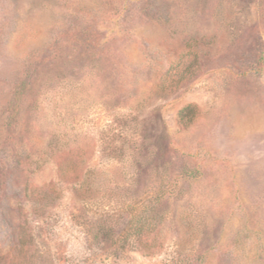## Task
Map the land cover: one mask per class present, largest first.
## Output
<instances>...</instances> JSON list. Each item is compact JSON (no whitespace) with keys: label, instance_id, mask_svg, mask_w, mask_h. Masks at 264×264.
Returning <instances> with one entry per match:
<instances>
[{"label":"rangeland","instance_id":"obj_1","mask_svg":"<svg viewBox=\"0 0 264 264\" xmlns=\"http://www.w3.org/2000/svg\"><path fill=\"white\" fill-rule=\"evenodd\" d=\"M0 264H264V0H0Z\"/></svg>","mask_w":264,"mask_h":264},{"label":"trees","instance_id":"obj_2","mask_svg":"<svg viewBox=\"0 0 264 264\" xmlns=\"http://www.w3.org/2000/svg\"><path fill=\"white\" fill-rule=\"evenodd\" d=\"M193 107H186L180 112V123L182 125H186V120L185 117H188L190 113L192 112ZM83 186L79 187L76 189V192L79 193ZM91 190V186L87 184V189L86 190ZM153 204H157V200L155 199ZM128 210L130 211L132 218L129 222L127 232L124 237L117 239V240H112V231L110 230V227L107 225L108 222V217L106 214L101 216L104 218L102 219L100 223V228L103 231V235H105L107 239H110L112 243L117 247V249L120 248H125V246H131V249H136L139 252H141L143 255L149 256L152 253V247L148 246L147 243L143 244V240H146V237L151 236L154 232H156L158 229L157 227L159 226L160 219L155 217L149 218V215L147 214L148 212V207L144 203L135 204L136 206H133V204L128 203ZM138 207V208H137ZM125 209V208H124ZM127 210V209H125ZM106 216V217H105ZM131 239H134L138 243V247L134 248L133 244L131 243ZM133 245V246H132Z\"/></svg>","mask_w":264,"mask_h":264}]
</instances>
